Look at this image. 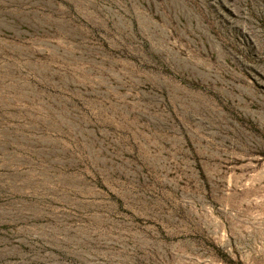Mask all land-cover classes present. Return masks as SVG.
<instances>
[{
    "label": "rangeland",
    "instance_id": "obj_1",
    "mask_svg": "<svg viewBox=\"0 0 264 264\" xmlns=\"http://www.w3.org/2000/svg\"><path fill=\"white\" fill-rule=\"evenodd\" d=\"M0 264H264V0H0Z\"/></svg>",
    "mask_w": 264,
    "mask_h": 264
}]
</instances>
